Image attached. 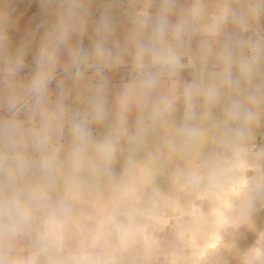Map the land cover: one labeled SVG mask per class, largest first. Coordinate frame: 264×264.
Listing matches in <instances>:
<instances>
[{"label": "clouds", "instance_id": "9594fccd", "mask_svg": "<svg viewBox=\"0 0 264 264\" xmlns=\"http://www.w3.org/2000/svg\"><path fill=\"white\" fill-rule=\"evenodd\" d=\"M96 2L41 0L46 19L14 50L0 7V264H108L99 249L135 245L177 194L176 239L221 215L214 255L232 250L224 235L264 211V0H101L90 21ZM239 260L264 264V231Z\"/></svg>", "mask_w": 264, "mask_h": 264}, {"label": "rangeland", "instance_id": "374dc122", "mask_svg": "<svg viewBox=\"0 0 264 264\" xmlns=\"http://www.w3.org/2000/svg\"><path fill=\"white\" fill-rule=\"evenodd\" d=\"M234 2H237V0H234ZM100 3L101 0H97V2L93 4L92 12L89 17L90 21L98 19L101 11ZM3 6L8 7L11 12V18L15 22L14 27L9 30L10 42L14 50L29 38V33L36 31L37 26L46 19V14L41 7V0H0V7ZM119 23L120 27L117 34L122 36L126 21L123 17H119ZM258 27L261 30V34H264V19H262V17ZM91 30L90 24L89 33H91ZM41 33L42 29L41 32L37 33L35 39H33L29 54L26 57V68L21 72L22 77L29 76L35 67L33 57L36 54L39 35ZM89 44L90 39L86 36L84 39V46L88 47ZM110 76V89L114 91L127 79V70L121 68L115 73H111ZM184 77L186 79L190 78L187 72L184 73ZM51 87L54 88L55 83H53ZM131 123L132 121H130V124ZM99 132L100 130L94 129V135H98ZM259 144L264 145V140L259 141ZM121 168L122 164L120 165L118 163L116 165V171L119 172ZM168 172L169 167L165 165L160 168L155 176L156 184L165 191L170 190ZM145 178V174H141L137 177L138 180H143ZM133 194L134 189L132 188L123 190L121 193V195L129 199ZM88 207L94 212L96 217H102L105 213L104 201H96ZM164 208V215L157 220L141 221L143 230L138 235L136 244L132 247L121 249L115 240H113L110 245L99 249L108 264H197L196 259H199L201 256H190V253L195 251V248H184L176 240L174 229L175 217H177L184 208V203L179 194L166 201ZM262 219H264V211L258 214L254 230L249 231L247 229H242L240 233L234 236V239L232 238L230 243H235V248L230 251L223 249L219 252L218 256L214 255L217 253L216 250L218 247L213 248L211 249V251H214L213 255L199 264H217V259H219L220 264H225V262L226 264H240L239 254L249 248L250 240L256 242L259 233L264 230V220ZM220 243H222L221 240L218 241V245H221ZM204 255L206 256L205 253ZM205 256H202V259L205 258Z\"/></svg>", "mask_w": 264, "mask_h": 264}, {"label": "bare ground", "instance_id": "6f19581e", "mask_svg": "<svg viewBox=\"0 0 264 264\" xmlns=\"http://www.w3.org/2000/svg\"><path fill=\"white\" fill-rule=\"evenodd\" d=\"M242 183V180H238L230 189V192L232 194H235V192L238 190L240 184ZM179 200V199H178ZM178 202V201H177ZM224 206H227L228 198L227 196L224 198ZM185 211V208H183L180 212V214L175 217V224L177 222V218L181 216V214ZM205 213L209 212V208L205 206L204 210ZM179 213V212H178ZM186 219V217H185ZM222 219L221 215H217L215 217L209 216V218L205 221H198L193 226L188 228L186 231H184L183 237L180 240H177L182 247L184 248H195V251L190 253V256H198L199 259H196L197 264L203 263L206 261V258L209 259L214 253V251H211V249L218 247L220 249L221 245H218V236L221 234L219 230V223ZM264 220V219H262ZM261 221V220H260ZM264 231V230H262ZM174 234V233H173ZM237 234V233H236ZM233 235H225L223 243H230L232 241V238L234 239ZM176 236V235H175ZM249 247L256 244L255 241L250 240L249 241ZM221 244V243H220ZM217 249V250H218ZM216 250V251H217ZM206 254V256L204 255ZM203 254V255H202ZM202 256H205V258L202 259ZM197 257V258H198ZM213 259V258H210Z\"/></svg>", "mask_w": 264, "mask_h": 264}, {"label": "crops", "instance_id": "0c3cea01", "mask_svg": "<svg viewBox=\"0 0 264 264\" xmlns=\"http://www.w3.org/2000/svg\"><path fill=\"white\" fill-rule=\"evenodd\" d=\"M262 19H264V16H262Z\"/></svg>", "mask_w": 264, "mask_h": 264}]
</instances>
